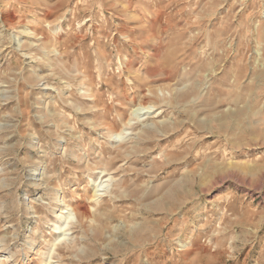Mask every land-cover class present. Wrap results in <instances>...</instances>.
Listing matches in <instances>:
<instances>
[{"label":"rangeland","instance_id":"374dc122","mask_svg":"<svg viewBox=\"0 0 264 264\" xmlns=\"http://www.w3.org/2000/svg\"><path fill=\"white\" fill-rule=\"evenodd\" d=\"M50 260L264 264V0H0V264Z\"/></svg>","mask_w":264,"mask_h":264},{"label":"bare ground","instance_id":"6f19581e","mask_svg":"<svg viewBox=\"0 0 264 264\" xmlns=\"http://www.w3.org/2000/svg\"><path fill=\"white\" fill-rule=\"evenodd\" d=\"M151 107H146V106H137L134 110H133V115L132 116H138V117H142L141 115H144V114H149V113H151ZM146 110V111H145ZM144 111V112H143ZM136 119V118H135ZM137 119H139V118H137ZM132 120H134V118H130V121H132ZM131 123V122H130ZM126 130L125 129H123V131H121V132H119V133H115V135H122V133L123 132H125ZM126 134V133H125ZM103 185V184H102ZM99 186V185H98ZM98 191H100L99 190V188L96 190V192H95V196H99V194H97V192ZM102 191V190H101ZM99 193V192H98ZM62 212H64V213H67V216L65 217L66 218V221L67 220H69V219H71V216L72 215H76V212H75V210L72 208V207H68V211H62ZM67 225H69V221L67 222ZM64 227H66V226H64ZM60 227L57 225L56 226V230H58ZM66 231V230H65ZM65 231H63L62 233L63 234H65ZM56 232H58V231H56ZM58 240L60 239V237H58L57 238ZM57 243V242H56ZM48 264H52L51 263V260L50 261H48Z\"/></svg>","mask_w":264,"mask_h":264}]
</instances>
